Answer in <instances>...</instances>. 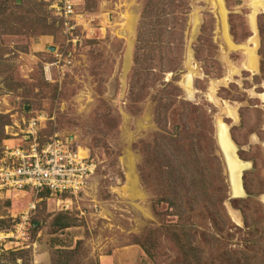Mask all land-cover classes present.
Returning a JSON list of instances; mask_svg holds the SVG:
<instances>
[{"label":"rangeland","instance_id":"374dc122","mask_svg":"<svg viewBox=\"0 0 264 264\" xmlns=\"http://www.w3.org/2000/svg\"><path fill=\"white\" fill-rule=\"evenodd\" d=\"M187 2L180 64L162 79L208 113L227 187L223 206L236 225L232 235L217 234L222 245L241 246L255 236L252 226L264 232V0ZM140 7L141 0H74L66 27L45 0L0 6V119L7 121L0 147L19 145L26 119L42 114L39 141L57 133L94 162L75 192H0V264H180L166 228L175 217L152 201L137 170L139 141L156 128L154 89L145 86L141 97L130 92ZM259 21L264 27V17ZM216 120L245 167L238 197L229 194ZM205 257L220 264L214 254Z\"/></svg>","mask_w":264,"mask_h":264},{"label":"trees","instance_id":"16d2710c","mask_svg":"<svg viewBox=\"0 0 264 264\" xmlns=\"http://www.w3.org/2000/svg\"><path fill=\"white\" fill-rule=\"evenodd\" d=\"M5 3L6 0H0V6ZM187 9V0H141L135 25L130 92L141 97L145 86L154 89L150 96L154 100L156 128L149 140L139 141V179L153 192L152 201L164 202L175 217L166 228L178 249L180 264H207L205 251L209 256L214 254L220 264H264V232L255 226H252L255 236L245 237V245L230 246L229 241L221 244L217 233L232 235L230 228L236 225L223 206L227 187L215 152L210 118L202 103L180 98V88L171 80L162 79L164 71L179 67ZM259 18L258 53L263 61L264 27ZM5 123L6 120L0 119V130ZM250 195L247 191V196ZM140 244L152 256L142 241Z\"/></svg>","mask_w":264,"mask_h":264},{"label":"built area","instance_id":"2783aa9c","mask_svg":"<svg viewBox=\"0 0 264 264\" xmlns=\"http://www.w3.org/2000/svg\"><path fill=\"white\" fill-rule=\"evenodd\" d=\"M52 11L67 27L73 15L74 0H46ZM42 114L26 119L21 129L19 145L2 143L0 147V192L29 193L33 197L41 190L48 193L75 192L91 174L94 162L88 154H79L65 138L52 133L39 141L36 128ZM34 207L30 201L21 216ZM1 234V232H0Z\"/></svg>","mask_w":264,"mask_h":264},{"label":"water","instance_id":"95a60500","mask_svg":"<svg viewBox=\"0 0 264 264\" xmlns=\"http://www.w3.org/2000/svg\"><path fill=\"white\" fill-rule=\"evenodd\" d=\"M218 2L220 4V0H218ZM226 132L228 133L227 128H226ZM214 136L225 166L229 194L231 197L241 196L244 193L241 184V173L245 167L242 166L241 163L242 159L239 158L237 155L235 144L234 143L231 144L228 141V139H231L229 137V133H228L229 138L228 137L226 138L225 132L222 130L217 120L215 121ZM263 151H264V146H263ZM239 187L242 190L240 193H238L237 191Z\"/></svg>","mask_w":264,"mask_h":264},{"label":"bare ground","instance_id":"6f19581e","mask_svg":"<svg viewBox=\"0 0 264 264\" xmlns=\"http://www.w3.org/2000/svg\"><path fill=\"white\" fill-rule=\"evenodd\" d=\"M220 126H221V128H222V130L225 132V136H226V138L228 137V133L226 132V126L225 125H223V124H219ZM229 138V137H228ZM228 141L232 144V142H231V140L230 139H228ZM80 154V153H79ZM242 166L244 167V164L242 163ZM237 191H238V193H240L242 190H241V188L239 187L238 189H237ZM236 191V192H237ZM49 200V199H48ZM54 200V199H53ZM60 202V201H59Z\"/></svg>","mask_w":264,"mask_h":264},{"label":"crops","instance_id":"0c3cea01","mask_svg":"<svg viewBox=\"0 0 264 264\" xmlns=\"http://www.w3.org/2000/svg\"><path fill=\"white\" fill-rule=\"evenodd\" d=\"M254 15V14H253ZM250 24V23H249ZM250 26V25H249ZM251 27V26H250ZM254 28H255V22H254ZM251 29H252V27H251ZM10 139H12V138H10ZM72 148H75V147H72ZM77 149V151L79 152V148H76ZM84 153H85V151H84ZM83 153V154H84ZM86 154V153H85Z\"/></svg>","mask_w":264,"mask_h":264}]
</instances>
